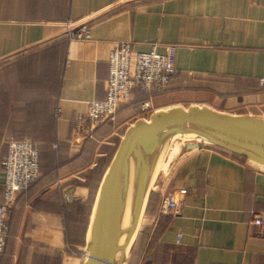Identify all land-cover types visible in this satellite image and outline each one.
<instances>
[{"label":"crops","instance_id":"1","mask_svg":"<svg viewBox=\"0 0 264 264\" xmlns=\"http://www.w3.org/2000/svg\"><path fill=\"white\" fill-rule=\"evenodd\" d=\"M67 23H89L91 38L70 37ZM118 41L140 51L177 45L174 78L239 80L217 87L227 96L210 105L264 115V0H0V199L7 140L28 137L40 150V175L17 195L0 264H69L67 217L92 193L93 206L138 119L133 103L89 135L78 128L89 103L106 96ZM169 170L153 188L127 264H264V167L199 142ZM166 197L179 198L178 214ZM78 253L72 264L84 261Z\"/></svg>","mask_w":264,"mask_h":264},{"label":"water","instance_id":"2","mask_svg":"<svg viewBox=\"0 0 264 264\" xmlns=\"http://www.w3.org/2000/svg\"><path fill=\"white\" fill-rule=\"evenodd\" d=\"M177 138L187 140L179 146V155L201 142L264 167L262 114L192 104L158 109L148 119H136L121 138L97 190L82 264L127 261L132 239Z\"/></svg>","mask_w":264,"mask_h":264},{"label":"built area","instance_id":"3","mask_svg":"<svg viewBox=\"0 0 264 264\" xmlns=\"http://www.w3.org/2000/svg\"><path fill=\"white\" fill-rule=\"evenodd\" d=\"M66 27L70 37L91 38L89 23L79 26L67 23ZM176 52L177 45L174 44L167 45L166 50L160 52L156 45L148 51H140L134 49L130 42H116L109 54L106 96L104 99L89 103L87 118L84 119L86 124L82 126V121H79L78 128H83L89 135L98 125L106 121H115L120 108L132 101L136 91L148 93L165 89L177 73ZM259 83L264 87V74L260 77ZM139 106L142 112H149L150 100L141 101ZM1 164L5 172V182L4 195L0 199V254L6 247L10 212L17 195L40 175L38 143L28 137L9 138L7 152ZM166 201V208L171 214L175 215L181 211V202L178 197H166ZM262 221L260 217L255 220L256 223H262ZM86 254L87 252L84 251V255Z\"/></svg>","mask_w":264,"mask_h":264},{"label":"rangeland","instance_id":"4","mask_svg":"<svg viewBox=\"0 0 264 264\" xmlns=\"http://www.w3.org/2000/svg\"><path fill=\"white\" fill-rule=\"evenodd\" d=\"M239 80L228 79V78H218L214 76L202 75V76H194V75H186V76H177L172 80V82L162 91L158 92H141L134 95V98L130 103L124 106L131 105L133 103L136 104L134 106L136 108V115L138 118L148 119L149 115L153 112L154 109H165L171 107L173 105H181V106H189L192 104H216L221 102V96H227L223 93L217 92V87H231L232 84L238 83ZM262 87V86H261ZM264 88V87H263ZM149 98L151 109L149 112H142L139 106V102ZM137 100V101H136ZM241 111V110H234ZM187 140L184 138H177L171 148L168 151L167 157L163 163L161 168L162 173L170 172V164L176 160L180 155L175 154L172 160L169 163L164 165L169 157V154L173 150L174 146H180L182 143ZM39 146V145H38ZM98 175H96L97 177ZM92 182V181H91ZM97 184V183H96ZM93 202V193L88 200V206H80L73 209V212L68 215L69 221L68 224V233L66 237V249L64 253V257L68 258L69 264L78 261V252H87L86 249H79L83 246L84 239V230H85V219L89 218V213L91 210V204ZM87 210V213L85 212ZM133 245V244H132ZM132 247V246H131ZM131 249L129 250V254ZM128 254V255H129Z\"/></svg>","mask_w":264,"mask_h":264},{"label":"bare ground","instance_id":"5","mask_svg":"<svg viewBox=\"0 0 264 264\" xmlns=\"http://www.w3.org/2000/svg\"><path fill=\"white\" fill-rule=\"evenodd\" d=\"M179 149H180L179 146H177V145L174 146V147H173V150L171 151L170 154H174V155L177 154L178 151H179ZM88 237H89V233H87V237H86V238L88 239ZM134 239H135V236H134L133 239H132V243L134 242ZM132 243H131V244H132ZM129 248H130V247H129ZM85 249H86V246H85ZM128 251H129V249H128ZM125 263H126V262H125Z\"/></svg>","mask_w":264,"mask_h":264}]
</instances>
